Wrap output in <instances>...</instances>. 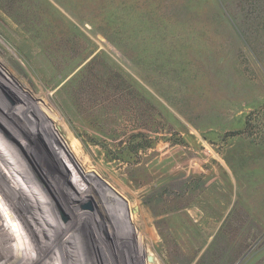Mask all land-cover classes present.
<instances>
[{
    "label": "rangeland",
    "instance_id": "rangeland-1",
    "mask_svg": "<svg viewBox=\"0 0 264 264\" xmlns=\"http://www.w3.org/2000/svg\"><path fill=\"white\" fill-rule=\"evenodd\" d=\"M54 2L0 0V174L32 264H264V0H120L88 21L140 24L112 40Z\"/></svg>",
    "mask_w": 264,
    "mask_h": 264
},
{
    "label": "bare ground",
    "instance_id": "bare-ground-1",
    "mask_svg": "<svg viewBox=\"0 0 264 264\" xmlns=\"http://www.w3.org/2000/svg\"><path fill=\"white\" fill-rule=\"evenodd\" d=\"M6 134L12 137L8 132ZM4 177L5 175L0 178V210H3V213L0 212V264H32L33 261L37 262L38 260V250L29 233L24 230V226L33 221V218L31 216H25L24 218L19 215L15 201L22 198L18 196L20 193L16 185H14L16 183H13L12 180H4ZM6 181L11 182L12 190L6 188L7 186L4 185ZM19 216L22 219L21 221H17ZM36 229L39 233L45 232L43 226L42 230L38 227ZM51 264H56V262L53 261ZM57 264L59 263L57 262ZM61 264H66V262L63 261Z\"/></svg>",
    "mask_w": 264,
    "mask_h": 264
},
{
    "label": "crops",
    "instance_id": "crops-1",
    "mask_svg": "<svg viewBox=\"0 0 264 264\" xmlns=\"http://www.w3.org/2000/svg\"><path fill=\"white\" fill-rule=\"evenodd\" d=\"M53 3L54 0H51ZM58 3L55 5H48L46 8L54 14L55 10L58 14V17L66 16V17H78L81 18L82 28L76 29V31L81 33H88V31H92L96 34L95 37H88L89 39H97V40H112L118 39V37L106 36L108 33L119 34L123 33L125 35H134L135 28H138L140 24L127 22V23H107V25H103L102 23L93 24L89 23V18H97L107 15H121L122 12H119L118 8H116V2L120 0H108L105 5H102L101 0H57ZM125 1V0H121ZM134 2L136 0H127V2ZM71 9V12L69 11ZM76 10V11H75ZM85 10L87 15H81L82 11ZM80 13H78V12ZM117 11V12H116ZM116 12V13H115ZM88 27V28H87ZM90 27V29H89ZM123 27V29H122ZM122 31V32H119ZM122 39H141L142 37L136 36H123ZM87 39V38H86Z\"/></svg>",
    "mask_w": 264,
    "mask_h": 264
}]
</instances>
